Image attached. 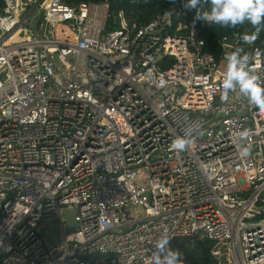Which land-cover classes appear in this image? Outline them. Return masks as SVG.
Masks as SVG:
<instances>
[{
	"label": "built area",
	"instance_id": "obj_1",
	"mask_svg": "<svg viewBox=\"0 0 264 264\" xmlns=\"http://www.w3.org/2000/svg\"><path fill=\"white\" fill-rule=\"evenodd\" d=\"M186 2L138 25L106 0H3L0 264H146L164 233L264 264V111L222 99L234 51L264 82V41L224 36L217 59Z\"/></svg>",
	"mask_w": 264,
	"mask_h": 264
},
{
	"label": "clouds",
	"instance_id": "obj_2",
	"mask_svg": "<svg viewBox=\"0 0 264 264\" xmlns=\"http://www.w3.org/2000/svg\"><path fill=\"white\" fill-rule=\"evenodd\" d=\"M205 5L208 6L207 9ZM183 7L195 10L193 23L201 20L221 28H236L247 22L253 29L250 33L252 42L264 32V0H187ZM166 14L171 16L173 13L168 11ZM245 42H249L248 38ZM241 53L242 50H237L226 57L222 99L226 100L229 93L238 91L250 108L264 111V82H261L260 78L250 70L249 55ZM256 55H261L259 49H256ZM247 135L246 130L240 133L242 140L246 139ZM191 143L187 135L177 137L171 142L169 150L184 152ZM239 153L242 158H246L249 155V148L241 143ZM170 238L171 236L164 233L154 242L156 250L146 259V264H183L182 253L168 247Z\"/></svg>",
	"mask_w": 264,
	"mask_h": 264
},
{
	"label": "trees",
	"instance_id": "obj_3",
	"mask_svg": "<svg viewBox=\"0 0 264 264\" xmlns=\"http://www.w3.org/2000/svg\"><path fill=\"white\" fill-rule=\"evenodd\" d=\"M69 5H76L80 2H98L104 0H64ZM110 4V14L116 15L122 11L125 19L138 25L149 22L157 13H160L171 7L177 0H106ZM4 4L0 0V14ZM207 5L205 8L207 9ZM253 29L246 22L238 25L236 28H221L217 25L206 24L199 32V37L204 41L203 50L213 54L217 59L222 53V47L217 44V40L224 36H232L238 33L241 38H245ZM260 40L264 41V32L260 34ZM189 240L186 238L174 239L169 248L174 251H180L186 247ZM194 248L186 257L192 264H215V260L210 255V249L213 244L206 240H195Z\"/></svg>",
	"mask_w": 264,
	"mask_h": 264
},
{
	"label": "water",
	"instance_id": "obj_4",
	"mask_svg": "<svg viewBox=\"0 0 264 264\" xmlns=\"http://www.w3.org/2000/svg\"><path fill=\"white\" fill-rule=\"evenodd\" d=\"M228 45H234L235 39H228L226 42ZM75 210H67L65 212V226H64V232L66 234L73 233L77 227L76 221H75ZM47 232L49 234L50 240L54 244L59 243V233L60 230L56 224H54L52 227L47 228Z\"/></svg>",
	"mask_w": 264,
	"mask_h": 264
},
{
	"label": "rangeland",
	"instance_id": "obj_5",
	"mask_svg": "<svg viewBox=\"0 0 264 264\" xmlns=\"http://www.w3.org/2000/svg\"><path fill=\"white\" fill-rule=\"evenodd\" d=\"M61 29H59L58 31H60ZM258 220V219H257ZM195 241H188L187 245L185 248H183L182 250H180L179 252L182 253L183 257H187L189 255V253L193 250L194 248V243ZM223 264V262L221 263Z\"/></svg>",
	"mask_w": 264,
	"mask_h": 264
}]
</instances>
